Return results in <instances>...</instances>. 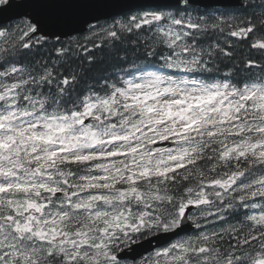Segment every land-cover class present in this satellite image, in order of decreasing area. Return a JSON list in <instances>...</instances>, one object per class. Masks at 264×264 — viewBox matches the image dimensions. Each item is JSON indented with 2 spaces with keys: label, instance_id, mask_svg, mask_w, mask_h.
<instances>
[{
  "label": "snow or ice",
  "instance_id": "1",
  "mask_svg": "<svg viewBox=\"0 0 264 264\" xmlns=\"http://www.w3.org/2000/svg\"><path fill=\"white\" fill-rule=\"evenodd\" d=\"M0 264H264V0H0Z\"/></svg>",
  "mask_w": 264,
  "mask_h": 264
},
{
  "label": "water",
  "instance_id": "2",
  "mask_svg": "<svg viewBox=\"0 0 264 264\" xmlns=\"http://www.w3.org/2000/svg\"><path fill=\"white\" fill-rule=\"evenodd\" d=\"M163 243H164L163 240H161L159 242L153 240L151 244H148L146 242V243H144V245L141 248L137 249V252L138 253H142V254H146V253H148V252H150L152 250L153 246L158 245V244H163Z\"/></svg>",
  "mask_w": 264,
  "mask_h": 264
},
{
  "label": "trees",
  "instance_id": "3",
  "mask_svg": "<svg viewBox=\"0 0 264 264\" xmlns=\"http://www.w3.org/2000/svg\"><path fill=\"white\" fill-rule=\"evenodd\" d=\"M130 59H134V57H132L131 55H130V57H129Z\"/></svg>",
  "mask_w": 264,
  "mask_h": 264
}]
</instances>
